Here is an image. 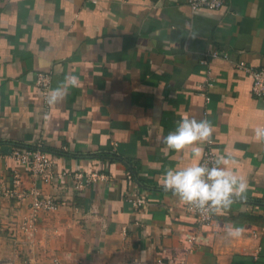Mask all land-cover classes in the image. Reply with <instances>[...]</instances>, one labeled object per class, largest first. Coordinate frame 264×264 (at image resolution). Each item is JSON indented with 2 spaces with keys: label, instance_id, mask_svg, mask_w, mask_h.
Returning a JSON list of instances; mask_svg holds the SVG:
<instances>
[{
  "label": "crops",
  "instance_id": "1",
  "mask_svg": "<svg viewBox=\"0 0 264 264\" xmlns=\"http://www.w3.org/2000/svg\"><path fill=\"white\" fill-rule=\"evenodd\" d=\"M240 61L264 69V0L215 11L187 0H0V264H160L183 248L194 216L159 181L193 162L163 143L185 116L212 123L216 155L230 153L248 182L185 264H264V235L251 234L264 225V143L254 135L264 97ZM40 72L51 92L79 80L45 109ZM37 142L66 177L43 183L10 156ZM34 190L61 205L27 234ZM233 224L245 229L236 239L226 236Z\"/></svg>",
  "mask_w": 264,
  "mask_h": 264
},
{
  "label": "clouds",
  "instance_id": "2",
  "mask_svg": "<svg viewBox=\"0 0 264 264\" xmlns=\"http://www.w3.org/2000/svg\"><path fill=\"white\" fill-rule=\"evenodd\" d=\"M78 80V76H67L46 98L47 102H62L68 89L76 86ZM214 132L215 128L209 120L185 116L177 122L176 129L163 138L169 150H190L193 162L185 167L166 169L159 181L162 190L171 192L181 204L205 217L230 210L233 203L246 199L248 190L247 180L236 171V159L227 151L211 162L200 163L203 149L199 145L211 144ZM254 135L259 143H264V126L255 128ZM244 231L242 226L233 224L226 228V236L236 239Z\"/></svg>",
  "mask_w": 264,
  "mask_h": 264
},
{
  "label": "built area",
  "instance_id": "3",
  "mask_svg": "<svg viewBox=\"0 0 264 264\" xmlns=\"http://www.w3.org/2000/svg\"><path fill=\"white\" fill-rule=\"evenodd\" d=\"M188 5L192 10L199 8H204L207 10H220L224 5V0H187ZM216 56V53H213ZM238 70L243 71L251 79V93L256 98L264 97V69H253L246 65L244 62L240 61L235 64ZM35 85L37 86L43 106L48 109L49 103L47 102V97L51 93L50 77L48 74L40 72L36 76ZM10 156L22 166L29 175L40 180L43 183H51L55 179H62L68 174L63 172L54 175L52 158L45 150L41 142H37L27 147H14L10 148ZM217 157L216 152L213 147V142L211 144L203 145V159L200 161L201 164L208 161L211 162ZM211 166V163H209ZM81 175H77L80 178ZM93 178L97 177V174H92ZM97 179V178H96ZM20 183V178L16 175L14 178V186H18ZM14 194L13 191L9 193ZM32 201L31 210L27 219L24 220L21 225L24 231L32 234L36 229V223L38 214L41 211H54L58 209L61 205L60 202H56L54 198L50 196H40L37 190L32 191ZM144 204L143 199H136L133 202V206L139 207ZM187 208V207H186ZM187 210L194 216V222L197 227L196 231L185 236L184 247L181 249H174L166 254L167 257L163 260H159L160 264H185V256L189 253L194 244L200 243L203 238L200 235L201 230H211L213 229V224L215 222V215L210 217H205L199 213ZM251 234L253 236L264 235V225L256 227L252 230ZM54 264H57V260H54Z\"/></svg>",
  "mask_w": 264,
  "mask_h": 264
}]
</instances>
